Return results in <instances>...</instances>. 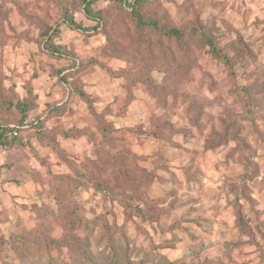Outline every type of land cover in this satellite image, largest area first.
I'll use <instances>...</instances> for the list:
<instances>
[{
	"label": "rangeland",
	"instance_id": "rangeland-1",
	"mask_svg": "<svg viewBox=\"0 0 264 264\" xmlns=\"http://www.w3.org/2000/svg\"><path fill=\"white\" fill-rule=\"evenodd\" d=\"M134 1L0 0V264H264V0Z\"/></svg>",
	"mask_w": 264,
	"mask_h": 264
},
{
	"label": "trees",
	"instance_id": "trees-1",
	"mask_svg": "<svg viewBox=\"0 0 264 264\" xmlns=\"http://www.w3.org/2000/svg\"><path fill=\"white\" fill-rule=\"evenodd\" d=\"M96 0H83V5H84V12L85 14L93 20H98V16L96 14L93 13L92 11V6L94 4ZM122 1V0H120ZM147 0H135L132 8H133V15L135 16L137 23L139 26L142 27H156L157 25L152 22V20H150L149 22H147L146 20H144L145 18L143 17V15L140 12V6L142 3L146 2ZM102 20V19H100ZM66 23H68L71 26H77L76 23L74 22L73 19L71 18H67L65 20ZM80 28V27H78ZM51 31V29L46 30L43 35H41V38L46 40L47 42H51L53 40V38L56 35V32L59 33V31H57L56 29H53V33L49 34ZM164 32L170 36H175L176 38L180 39L181 38V33L178 29H165ZM210 44L212 45L213 48H215V44L214 42L210 41ZM217 54V53H216ZM219 58H224L219 56L218 54L216 55ZM225 61H227V63H229L228 59L224 58ZM23 121L19 124V125H14L12 127H1L0 128V145H7L6 141L12 140V139H17V137L19 134H21V131L23 129ZM13 135V136H12ZM19 137V136H18ZM4 143V144H3ZM137 167H135L134 169V175L135 172L139 175L142 174L141 171H139L138 169H136ZM104 234L107 232L103 231ZM104 236V235H103ZM105 237V236H104ZM99 242L104 241L103 237L101 239H98ZM97 241V243H98ZM109 247V249L107 248ZM72 251L78 249V253L81 257V260L77 263V264H126L129 259L126 258L125 255H123V257L120 254H123V251H128L126 248L124 249V243L122 240L119 241H112V242H107L105 245V249H100L102 254H105L102 258L101 255H98L96 253H89L86 254V249L84 248V246H79L76 247L75 245L71 247ZM115 248H121V251L116 252ZM127 254V252L125 253ZM76 262H71V263H60V264H75ZM44 264H58L56 263V261L53 258H48L47 261Z\"/></svg>",
	"mask_w": 264,
	"mask_h": 264
}]
</instances>
